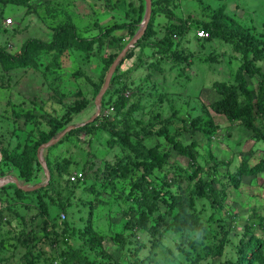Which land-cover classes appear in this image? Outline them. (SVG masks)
<instances>
[{
	"label": "rangeland",
	"instance_id": "rangeland-1",
	"mask_svg": "<svg viewBox=\"0 0 264 264\" xmlns=\"http://www.w3.org/2000/svg\"><path fill=\"white\" fill-rule=\"evenodd\" d=\"M139 5L138 0H0V51L16 56L26 42L36 41V44L28 46L29 50L36 52L34 65L7 69V62L0 60L1 152H8L15 147L20 150L31 145L38 133L50 130L57 123L62 122L65 127L57 130L54 136L68 125H75L76 128L80 125L99 124L88 121L96 112L95 97H92L95 82L100 83L101 73L106 66V56L118 51V46L122 44L121 40H118L123 35L121 25L135 22L137 13L134 10ZM160 5L169 8L170 15H160L162 17L155 27L157 35L149 37L152 42L160 43L164 35L163 26L174 21L173 15L183 18L192 15L194 18L211 20L214 9L220 6L225 7V13H228L230 18L264 40V0H157V12ZM7 18L11 19L9 25L5 23ZM139 22L136 32L142 19ZM195 31V28H191L180 41L179 48L183 47L182 50L175 48L176 52L182 51L189 60L188 66L181 65L182 73L177 68L170 69L169 61H162V66L158 69L153 66L145 68V64L138 63L140 60H134L129 66V60L126 59L120 67V71L131 69L125 77L130 83L126 94H133L132 99L141 100L143 105L131 114L133 118L145 122L151 114H159L168 124L171 133H177L182 126L181 116H187L190 121V118L199 115L211 122L210 125H201L194 135L186 132L177 136L183 144L196 140L197 159L204 165V171L201 173L203 180L211 183L214 188H225L221 205L210 207L211 199L195 197L191 192L192 183L189 185L191 188L187 194L194 197L206 229L203 241L202 237L192 235L195 248L184 243V238L172 232H157L152 235L148 231L140 230L136 236H132L130 228H125L122 211L131 203L132 196L128 198V191L131 193L130 184L124 178H119L115 180L113 187L102 186L104 175L100 168L105 162L112 163L116 156L123 155L122 148L112 138L110 131L96 129L91 133L84 130L81 133L69 134L63 136L59 141H62L60 145L47 152L53 163L69 166L70 174L67 177L70 178L78 172L83 176L77 184L61 189L60 195L54 193V203L57 199L66 204L65 215L70 226L81 230L86 224L84 221L90 220L93 227L105 235L106 251L125 263L190 264L197 254L196 251L204 250V244L222 242L220 254L197 259L192 264H228L238 256L240 241L246 240L250 235L246 234V227L251 228L252 234L264 237V223L259 221L264 216V170L241 175L237 187L229 181V175L235 174L241 166L260 165L259 162L264 160V139L256 137L254 131L246 129L239 121L230 122L209 107L212 102L221 98L212 83H232L241 54L221 40L209 39L199 44L194 36ZM65 37L68 39V45L64 46L63 51H59L57 44ZM50 44L53 46L50 47ZM75 44L87 45L80 49ZM144 50L145 58L151 56L154 48ZM261 50L264 56V50ZM251 58L259 66V72L264 75V59L254 55H251ZM135 66L139 68L135 69ZM244 77L249 89L256 93L260 76L244 72ZM233 86H237V81L233 82ZM110 87L113 89L114 84ZM77 91L80 96L76 95ZM81 93L89 98L87 106L75 112H67L69 106L81 97ZM99 108L101 109V106ZM65 113L70 116L69 123L64 121ZM114 113L109 110L106 117L122 118ZM256 125L261 129L264 123L260 120ZM91 127L94 129V126ZM212 127H215L214 133L208 137L206 131ZM144 143L147 146L159 145L168 153L167 165L154 173L157 178L165 176V173L169 174L172 168H184L188 165V159L178 155L172 149V144L165 139L149 137ZM40 158L44 160L45 151L41 153ZM37 172L40 177L28 184H40L39 188H42L46 186L44 173ZM11 174L16 177L17 172L12 171ZM18 181L19 184L24 183L23 179ZM9 183L14 185L13 182ZM186 183V180H181V190L184 186L186 189ZM177 188L178 185L173 183L171 193H176ZM45 191H40L35 200ZM97 199L100 204L89 211L84 202L91 203ZM46 201L49 202L48 198ZM32 206L23 209L28 230L36 228L41 240L43 234L40 230L45 229L44 223L48 224L49 218L57 214L64 218V214L60 213L61 208L52 205L49 208L40 207L43 210L37 208V205ZM168 213L166 216L170 221ZM57 232H61L60 228ZM12 235H2L5 241L0 248V257L2 261L8 260L7 264L10 261L21 264V254L26 246H14ZM118 236H130L131 239L127 238L129 243L123 244ZM78 243L79 237L74 236L71 244ZM63 246L60 241L49 244L46 239L41 240L39 244L46 256L58 253ZM137 247L139 250L137 249L135 256L129 257V248L134 250ZM36 250L37 247H34L33 251ZM144 258L147 260L144 261Z\"/></svg>",
	"mask_w": 264,
	"mask_h": 264
},
{
	"label": "trees",
	"instance_id": "trees-1",
	"mask_svg": "<svg viewBox=\"0 0 264 264\" xmlns=\"http://www.w3.org/2000/svg\"><path fill=\"white\" fill-rule=\"evenodd\" d=\"M163 1L165 2V0ZM138 2L140 5L134 10L137 13V19L132 24L121 25L123 35L118 40H121L122 44L118 46V51L106 56V66L101 73L100 83L95 82L96 85L92 91L93 98L101 87L100 85L103 83L107 70L118 52L136 33L145 5L144 0H138ZM168 10L169 8L160 5L157 12V0H151V14L145 32L120 61L110 80V86L114 84V88L112 89L109 86L110 88L108 87L101 99L100 114L93 121L99 122V124H91V126H94V129L90 124L80 125L70 130L64 136L66 137L72 133H81L84 130L86 133H91L96 129L110 131L112 138L122 148L123 155L116 156L115 161H112V163L105 162L100 168L102 175H104L102 186L103 188L113 187L115 180L119 178H124L130 184L129 188L132 194L128 191V198L132 196L131 203L122 211V217L125 219V228H130L129 231L132 236H136L140 230L148 231L152 235H155L157 232L163 234L172 232L184 238V243L195 248V240L192 238V235L202 237L201 241H203L206 229L201 218V210L196 207L194 197L187 194L191 188L189 185L192 183L191 192L195 197L211 199V203H209L210 207H215L217 204L221 205L225 188H214L211 183L203 180L201 173L204 171V165H201L197 159L196 140L183 144L177 139V136L186 132L194 135L195 131L201 128V125H210L211 122L209 119L204 120L203 116L199 117V115H196L195 118H190V121L187 116H181L180 121L182 122V126L177 133H171L168 124L165 123L164 118H161L159 114H151L145 122L141 119L133 118L134 116H131V114L133 115L143 105L141 100L134 101L132 99L134 97L133 94H126L129 91L130 83H128L125 77L128 76L126 74H129L131 69L127 68V70L120 71V67L126 59L129 60V66L134 60H140L138 63L142 62L145 64V68L153 66L158 69L162 66V61H169L170 69L177 68L182 73V69H180L181 65L188 66L189 60L182 51L176 52L177 49L182 50L181 48H183H179L180 41L186 37L191 28H195L196 30L201 28L208 32L209 36L207 38H199L195 33V39L199 44L209 39L221 40L232 46L234 51L241 54L239 66L235 71L233 81H237V86H233V82H213L212 87L221 98L212 102L209 107L230 122L239 121L246 129L254 131L256 137L264 139V126L260 129L256 125V122L260 120L264 123V75L259 72V66L251 58V55H254V57L264 59L263 54L260 52L261 49L264 50V40L230 18L228 13H225V7L220 6L214 9L211 20L194 18L192 15H188L186 18L173 15L174 21L163 26L164 35L160 43L152 42L149 37L157 35L155 27L159 24L158 20L162 17L160 15L167 16L169 14ZM215 11L217 12L215 13ZM82 42L84 43V41ZM26 43L16 56L0 51V60L3 63L7 62V69H16L35 64L34 56L36 52L29 50L28 46L36 44V41L30 40ZM66 45H68V39L65 37L60 44H57L58 50L63 51ZM75 45L80 48L87 44ZM52 46L53 44H50V47ZM146 48H154V50L151 51V56L144 58V49ZM141 54L142 56H139ZM149 58L154 59L150 60ZM136 68H139V66H135ZM244 72L260 76L261 79L257 83L256 93H253L249 89ZM81 94V97L69 106L67 112H75L87 106L89 98L83 93ZM76 95L80 96L79 91H77ZM109 110H113L115 112L114 115H121L122 118L118 119L117 116H114L113 119H109L106 117ZM65 115L64 121L69 123L70 116L66 113ZM61 123L53 125L48 131L38 133L31 145L24 146L20 150L15 147L16 149L13 148V150H8V152L0 151V177L13 175L11 172L16 171L17 179H23V184L26 185L39 178L40 176L37 171L42 173L43 169L37 158V148L53 137L57 130L65 127L63 123L59 126ZM214 130L215 127L207 129V136L210 137L214 133ZM149 137H157L170 142L172 149L178 155L188 159V165L184 168H172V171L167 169L169 170V174L165 173V176L163 175L160 178L154 176L157 170H162L167 165L168 153L163 151L159 145L147 146L144 140ZM61 142H57L51 148L49 147L47 150H44V160L50 174L46 186L33 191H23L15 185L8 183L0 188V248L4 245L5 241L2 235L6 234L9 237L13 234L11 238L15 241L14 246L18 244L26 246V249L21 254L23 258L20 260L21 264H144V262L125 263L119 261V258H114L104 247L105 235L96 230L90 220L84 221L86 224L81 230H79L80 228H74L66 220V204L57 201V199L55 200L56 203H54V193L60 195L61 189H67L68 185H75L81 181V178L70 181V178L67 177L70 174L69 166L53 163L47 156L48 150L50 151L52 148L60 145ZM259 163L260 165L254 167L241 166L238 168L235 174L229 175L230 183L232 182L233 186L237 187L241 175L253 174L264 170V160ZM152 176H154V179H152ZM181 180L187 181L186 189L184 186L181 190ZM173 183L178 185L176 193H171ZM40 191L45 192H42L43 195L35 200L36 195ZM94 193L96 194L97 192ZM46 198H48L49 202L46 201ZM84 204L91 211L100 204V201L97 199L93 202L91 201V203L84 202ZM32 205H37V208H49L51 205L58 209L61 208L60 213L64 214V218H61L59 214L51 216L48 224L44 223L45 231L40 230L43 234L42 241L46 239L49 244L60 241L64 245L58 253L46 256L39 247L41 240H39L36 228L28 230L26 215L23 209L33 207ZM167 213L169 214L170 221L167 220ZM259 221L261 224L264 223V216ZM59 228L61 232L58 234L57 229ZM251 231V228H245L246 234L250 233V235L246 240L240 241L237 249L238 256L234 261H229L228 264H264V237H258L252 234ZM74 236L79 237L80 243L77 245L71 244ZM118 237L122 239L123 244L129 243L128 239H131L130 236ZM135 243L137 244L138 242ZM34 247H37L36 252L33 251ZM138 247L134 248V250H130L129 248L128 256L134 257L137 249L139 250ZM199 251H196L197 254L190 264L197 259L220 254L222 252V242L219 244H204V250L202 252ZM143 260L145 261L147 258ZM7 262L8 260L2 261L0 257V264H7ZM8 264H14V262L10 261Z\"/></svg>",
	"mask_w": 264,
	"mask_h": 264
},
{
	"label": "water",
	"instance_id": "water-1",
	"mask_svg": "<svg viewBox=\"0 0 264 264\" xmlns=\"http://www.w3.org/2000/svg\"><path fill=\"white\" fill-rule=\"evenodd\" d=\"M144 3H145V8H144V15H143V18H142V22L141 24L139 25V29L138 31L135 33V35L131 38V40L128 41V43L121 49V51L117 54V56L115 57V59L113 60V62L111 63V65L109 66L108 70H107V73L104 77V80H103V83H102V86L100 88V90L98 91V93L96 94L95 98H94V105L96 106V112L95 114L88 120L89 122H92L95 120V118L100 114V102H101V99L104 95V93L106 92V90L108 89L109 87V84H110V80L117 68V66L119 65L120 61L122 60V58L125 56V54L127 53V51L138 41V39L143 35V33L145 32V29L147 27V24H148V21L150 19V14H151V0H144ZM75 128V125H68L66 128H64L61 132H59L57 135L51 137L48 141H46L45 143H42L38 148H37V157L39 156L40 158V155L41 153L53 146L54 144H56L57 142H59V140H61V138L67 133L69 132L70 130L74 129ZM39 162L42 166V169H43V173H44V179H45V182H44V185L47 184L48 180H49V177H50V174H49V170L47 168V164L45 162V160H42L41 158L39 159ZM12 177V180L11 182L14 183V185L23 190V191H33L35 189H38L41 185L40 184H35L33 186L31 185H26V184H19V181L17 179V177L15 176H9V177H6V176H3V177H0V188L6 184L9 183V178Z\"/></svg>",
	"mask_w": 264,
	"mask_h": 264
},
{
	"label": "built area",
	"instance_id": "built-area-1",
	"mask_svg": "<svg viewBox=\"0 0 264 264\" xmlns=\"http://www.w3.org/2000/svg\"><path fill=\"white\" fill-rule=\"evenodd\" d=\"M6 25H9L11 24V19L10 18H7L6 21H5ZM196 34L198 37L200 38H207L209 36L208 32H206L205 30L203 29H198L196 30ZM82 177V174L80 172L74 174V175H71L70 176V180L71 181H75L76 179L78 178H81ZM11 182V181H10Z\"/></svg>",
	"mask_w": 264,
	"mask_h": 264
},
{
	"label": "crops",
	"instance_id": "crops-1",
	"mask_svg": "<svg viewBox=\"0 0 264 264\" xmlns=\"http://www.w3.org/2000/svg\"><path fill=\"white\" fill-rule=\"evenodd\" d=\"M9 176H13V175H8V176H6V177H9ZM9 180L11 181V180H12V177H11V178H9ZM10 181H9V182H10Z\"/></svg>",
	"mask_w": 264,
	"mask_h": 264
},
{
	"label": "clouds",
	"instance_id": "clouds-1",
	"mask_svg": "<svg viewBox=\"0 0 264 264\" xmlns=\"http://www.w3.org/2000/svg\"><path fill=\"white\" fill-rule=\"evenodd\" d=\"M201 29V28H200ZM198 30V29H197ZM195 33H196V31H195ZM197 35V34H196ZM200 38V37H199ZM101 110V109H100Z\"/></svg>",
	"mask_w": 264,
	"mask_h": 264
}]
</instances>
